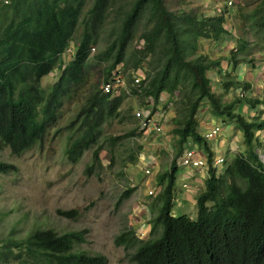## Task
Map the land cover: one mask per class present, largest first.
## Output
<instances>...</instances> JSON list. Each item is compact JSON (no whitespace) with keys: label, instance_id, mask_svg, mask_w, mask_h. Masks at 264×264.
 <instances>
[{"label":"trees","instance_id":"1","mask_svg":"<svg viewBox=\"0 0 264 264\" xmlns=\"http://www.w3.org/2000/svg\"><path fill=\"white\" fill-rule=\"evenodd\" d=\"M108 2L92 0L79 19L84 0H0V145H6L11 153L20 154L41 142L47 127L58 116L62 98L69 97L74 86L83 80L89 48L98 38ZM261 5L249 17L252 24L261 28L259 43L264 48V0ZM143 9L149 25L139 34L140 55L132 64L138 66L148 52L156 53L158 61L153 71L144 76L146 82L138 94L141 99L149 96L155 103L163 91L170 96L180 91L184 81L194 94L188 99L182 118L171 128L174 153L168 168L158 175V205L155 213L148 209V235L139 237L131 226H124L114 241L125 249L131 248V264H264V165L256 151L264 148L260 147L263 141L257 134L264 130V97L234 94L230 100L220 102L206 73L212 64L221 72L220 58H187L186 53L198 36L222 39L228 32L222 12L198 16L176 13L167 8L164 0H132L123 11L118 32L97 52L98 58L108 59L103 79L124 62L126 42ZM78 20L81 29L70 57L57 65ZM244 43L240 40L223 57L229 64L221 69L226 75L231 76L237 64L245 62L234 56L244 49ZM53 70L58 71L56 78L42 86L41 76ZM221 83L236 91L250 87L248 81L237 77ZM122 97L111 96L99 87L85 96L63 126L70 129L63 149L68 160L75 161L96 141L100 122L117 110ZM202 99L216 117L231 122L241 133V147L218 171L213 165V148L198 129L197 112ZM239 103L255 107V112L240 110ZM190 142L202 150L206 161L205 176L194 195L193 216L171 213L175 160ZM99 147L91 151L93 162H99ZM14 169L13 163L0 160V173ZM128 192L129 188L123 190L119 199ZM55 211L64 217L80 213L78 207ZM86 231V227L63 231L34 227L22 238L0 240V259L20 264H106L102 253L74 248Z\"/></svg>","mask_w":264,"mask_h":264},{"label":"rangeland","instance_id":"2","mask_svg":"<svg viewBox=\"0 0 264 264\" xmlns=\"http://www.w3.org/2000/svg\"><path fill=\"white\" fill-rule=\"evenodd\" d=\"M91 1L84 0L79 19ZM131 1L109 0L104 19L99 26L98 38L92 44V48H89L88 65L83 80L74 86L69 97L62 98L58 116L47 127L41 142L20 154H13L6 145H0V160L15 165L14 170L0 173V240L22 238L34 227H52L56 231L86 227L84 239L74 245L75 249L100 252L106 257V264H131L129 260L131 248L125 249L122 244H117L114 236L124 226H131L139 237L148 235L147 218L150 216L148 209L152 208V213H155L158 202L156 192L150 194L147 190L151 187L157 191L159 188L158 175L168 168L174 153L175 136L171 128L177 119L182 118L187 101L194 93L189 90L186 81L181 83L180 91L172 96L165 91L161 92L154 109H161L163 99L168 98L170 102L164 119L160 118L162 133L151 132L145 135L139 129L134 110L142 101L141 96L133 92L131 72L135 68L132 64L134 58L140 55L137 51L141 48L139 34L149 25L145 9L141 11L126 42L124 62L116 66L123 80L119 93L123 97L117 110L102 119L96 141L75 161L68 160L63 151L67 143L66 136L70 132V129L63 126L72 118L85 96L95 87H99L108 59L98 58L97 52L118 32L123 11ZM261 1L164 0L167 8L176 13L185 12L198 16L222 12L223 23L228 29L222 39L198 36L192 41L194 47L186 53L187 58L199 55L205 60L220 58L218 66L221 72L217 71L214 64L206 71L210 77L211 89L217 94L220 102L230 100L234 94L264 96V62L260 64L259 60L261 54H263L261 60L264 58V48L260 47L259 43L261 28L252 24L249 17L255 8L262 6ZM80 29L81 22L78 20L69 46L63 50L55 64L59 65L70 57ZM240 40L245 41L244 49L236 51L234 56L243 58L245 64H237L234 75L228 76L222 72L225 66H229L223 57L235 49ZM157 61L156 53L148 52L136 67L140 68L145 76L153 71ZM53 71L41 76L39 83L42 86L50 84L56 78L58 71ZM234 77L248 81L250 87L247 90L236 91L222 85V80ZM238 108L247 110L250 114L256 109L248 108L241 103ZM262 114L264 115V109ZM197 117L200 118L199 122L204 118H211L220 127L218 134L223 136V142L218 149H213V157L219 150L221 151L224 161L219 163L218 168L222 169L226 161L233 157L234 151L241 147V133L231 122L216 117L208 109L204 99L198 107ZM202 125L203 123L199 126ZM131 130H133L131 134L127 133ZM114 135L121 136L112 140L111 136ZM98 145L99 162L98 160L93 162L91 151ZM263 145L264 143L260 147ZM177 165L182 166L180 163ZM145 168L148 169L147 173L144 172ZM126 188H129L128 194L119 199ZM68 207H78L80 213L75 217H64L55 211L56 208ZM173 211L193 216L195 206L188 202V205L186 203L178 207L173 200L171 213ZM139 227L142 228V234ZM0 264L20 263L11 259L6 261L0 259Z\"/></svg>","mask_w":264,"mask_h":264},{"label":"built area","instance_id":"3","mask_svg":"<svg viewBox=\"0 0 264 264\" xmlns=\"http://www.w3.org/2000/svg\"><path fill=\"white\" fill-rule=\"evenodd\" d=\"M3 2H8V0H2ZM67 48V47H66ZM65 48V49H66ZM92 48V47H91ZM135 69V70H134ZM131 72V83L132 89L135 90L136 93L141 91L142 86L144 85V72L135 67ZM123 80L122 75L117 69H113L111 75L106 78L102 79L99 88L104 92H109L111 96L117 95L120 93V87L122 86ZM160 97V95H159ZM158 97V101H159ZM142 104L139 105L134 110V117L138 119V127L139 129L147 135L148 133L160 134L162 133V125L160 122V118L164 119L165 112L168 107L169 102H166L165 99L161 101L162 107L160 110H155L154 104L152 99L149 96L144 97L141 99ZM219 125L213 124L207 130L202 132L203 136L207 139L214 137L219 132ZM257 134L261 137L264 143V130H258ZM258 157L262 160L264 165V148H257L256 149ZM196 148L193 145L186 146L181 150L178 155V163L182 165H189L193 167H201L202 171L206 169V161L204 156H197ZM224 161V156L222 154H217L213 157V165L215 166L216 171H218L219 163ZM144 172H148V169L145 168ZM187 186L185 183H182V187ZM156 190L153 188H148L147 193L154 194ZM140 234H142V230H139Z\"/></svg>","mask_w":264,"mask_h":264},{"label":"crops","instance_id":"4","mask_svg":"<svg viewBox=\"0 0 264 264\" xmlns=\"http://www.w3.org/2000/svg\"><path fill=\"white\" fill-rule=\"evenodd\" d=\"M262 57H263V54L261 58L259 57L260 64L264 62V58L263 60H261ZM239 64L244 65L245 63L241 62ZM234 71H232L233 74H234ZM250 71L252 70L250 69ZM259 97H262V96H259ZM201 123H203V125L201 127L198 126V129L201 132L204 130H207L211 125L216 124L211 120V118H208V119L204 118L202 121L199 122L198 125H200ZM218 133L216 136L208 139V142L210 143L213 149H218V146H220L223 142V136L219 135ZM233 143L236 144L235 142ZM190 145H193L196 148L195 154L197 156H204V153L202 152V150L198 148V146H196L195 143L190 142L186 146H190ZM230 146L232 145L230 144ZM218 152H219L218 154H221L220 150ZM177 164H178V156L176 157V160H175L176 171H175V191H174L173 200L176 202V205L178 207H182L183 205H186V203L188 205V202L194 204V195L196 192H198V190L201 187L202 179L205 176V171H202L201 167H193V166L182 165V164H181L182 166L180 165L178 166ZM182 183H185L187 186L182 187ZM173 214H174V211H173ZM139 229L142 230L141 227H139Z\"/></svg>","mask_w":264,"mask_h":264},{"label":"clouds","instance_id":"5","mask_svg":"<svg viewBox=\"0 0 264 264\" xmlns=\"http://www.w3.org/2000/svg\"><path fill=\"white\" fill-rule=\"evenodd\" d=\"M63 62H65V61H63Z\"/></svg>","mask_w":264,"mask_h":264}]
</instances>
